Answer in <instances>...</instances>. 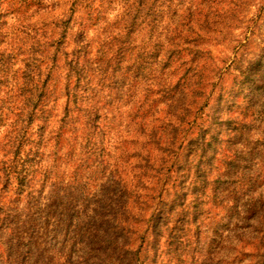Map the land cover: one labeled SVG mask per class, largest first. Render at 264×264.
<instances>
[{"label":"trees","instance_id":"trees-1","mask_svg":"<svg viewBox=\"0 0 264 264\" xmlns=\"http://www.w3.org/2000/svg\"><path fill=\"white\" fill-rule=\"evenodd\" d=\"M241 1L0 0V264H42L41 203H95L53 224L82 264H264V73L213 51Z\"/></svg>","mask_w":264,"mask_h":264},{"label":"rangeland","instance_id":"rangeland-1","mask_svg":"<svg viewBox=\"0 0 264 264\" xmlns=\"http://www.w3.org/2000/svg\"><path fill=\"white\" fill-rule=\"evenodd\" d=\"M248 3H247V2ZM244 2V3H243ZM5 7V6H4ZM230 18L233 17L236 20V24L231 29L230 37H232L235 42L231 46L227 43L213 48L214 55L217 58L218 64L222 67H228L232 65L230 74L226 77V85L228 88L233 87V80L236 77H241L243 73H247L252 69H257L261 74L264 73V0H243L238 3V7L233 12L229 13ZM228 28L226 29V31ZM231 47H236L237 49L233 52ZM223 61L225 63H223ZM248 74V73H247ZM253 74V72L251 73ZM248 89V86H247ZM258 90L252 92L253 95H259ZM256 112L259 115L257 119L259 120L258 127H255V131H258L256 138L261 135L264 139V101L257 98ZM243 107V106H242ZM237 111V110H236ZM237 117V116H236ZM259 128V130L257 129ZM261 133V134H259ZM243 157L242 160L245 159ZM245 162L242 167H245ZM242 171V170H241ZM248 173V172H246ZM257 187L256 193H262L264 195V185ZM80 204V205H79ZM258 205L260 203H253ZM95 203H41L42 208L41 213L38 216H42L45 224V247L49 249L47 253H44L41 259L42 264H64V261H69V264H82L83 260L81 258V252L78 251L76 246H72L74 243L73 236L68 237V242L70 244L63 245L64 236L62 234L61 228L58 229V237L54 242L52 239V231L55 228L53 224L55 221L61 222H74L78 221L79 215L78 211L82 210L83 215L90 217L91 210L94 208ZM79 209V210H78ZM38 209L35 210L37 212ZM81 216V218L83 217ZM256 218H260L257 217ZM251 219V225H258V219ZM264 218V215L262 216ZM264 227V225L262 226ZM221 229L220 231H224ZM58 241V242H57ZM57 242V243H56ZM48 243V244H46ZM253 249L249 246L244 250V254L253 253ZM71 255V258L69 256ZM238 256L236 264H247L252 261L253 257L249 256ZM69 258V259H68ZM68 264V263H67ZM160 264V263H158ZM183 264H189L185 262Z\"/></svg>","mask_w":264,"mask_h":264},{"label":"clouds","instance_id":"clouds-1","mask_svg":"<svg viewBox=\"0 0 264 264\" xmlns=\"http://www.w3.org/2000/svg\"><path fill=\"white\" fill-rule=\"evenodd\" d=\"M245 264H247V261L245 262Z\"/></svg>","mask_w":264,"mask_h":264}]
</instances>
